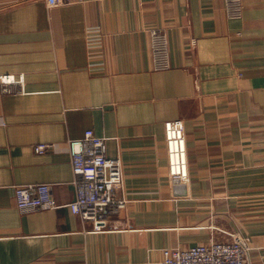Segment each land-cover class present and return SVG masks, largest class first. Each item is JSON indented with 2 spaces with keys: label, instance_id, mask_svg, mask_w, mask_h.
<instances>
[{
  "label": "crops",
  "instance_id": "obj_1",
  "mask_svg": "<svg viewBox=\"0 0 264 264\" xmlns=\"http://www.w3.org/2000/svg\"><path fill=\"white\" fill-rule=\"evenodd\" d=\"M225 4L0 0V75L23 78L11 92L0 81V264H149L167 247L235 238L264 264V0L237 18ZM173 120L185 124L187 186L169 177ZM88 129L124 170L126 205L100 232L68 206V141ZM36 183L59 208H18L16 187Z\"/></svg>",
  "mask_w": 264,
  "mask_h": 264
},
{
  "label": "built area",
  "instance_id": "obj_2",
  "mask_svg": "<svg viewBox=\"0 0 264 264\" xmlns=\"http://www.w3.org/2000/svg\"><path fill=\"white\" fill-rule=\"evenodd\" d=\"M49 7L65 5L75 0H45ZM256 0H225L230 17H241L244 5ZM259 1V0H258ZM154 53L160 68L168 67V50L159 44L158 31ZM2 92H11L10 85L20 84L23 78L15 75H0ZM13 90H18L15 88ZM23 91V89H19ZM165 144L168 153L169 177L174 183L185 186L190 183V170L187 155L186 129L182 120L167 121ZM72 156V169L76 197L68 206L72 212L86 222L92 231H103L110 222V216L125 207L127 200L117 198V190L124 183L123 162L119 157L107 154V139L97 135L92 129L85 131L83 137L68 141ZM53 148L52 143H40L34 146L36 153H45ZM16 203L22 212L35 210H54L57 204L51 185L36 183L17 186ZM251 249L243 239L235 238L233 242H221L212 239L208 243L191 247L173 246L163 249V257L149 264H249Z\"/></svg>",
  "mask_w": 264,
  "mask_h": 264
},
{
  "label": "rangeland",
  "instance_id": "obj_3",
  "mask_svg": "<svg viewBox=\"0 0 264 264\" xmlns=\"http://www.w3.org/2000/svg\"><path fill=\"white\" fill-rule=\"evenodd\" d=\"M183 185V184H182ZM183 186H185V185H183Z\"/></svg>",
  "mask_w": 264,
  "mask_h": 264
}]
</instances>
